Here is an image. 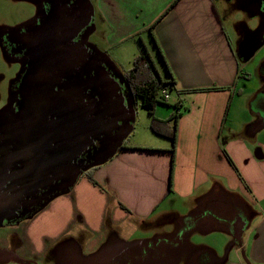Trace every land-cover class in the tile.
Instances as JSON below:
<instances>
[{
  "label": "crops",
  "instance_id": "1",
  "mask_svg": "<svg viewBox=\"0 0 264 264\" xmlns=\"http://www.w3.org/2000/svg\"><path fill=\"white\" fill-rule=\"evenodd\" d=\"M92 2L93 35L103 29L105 49L93 45L104 57L109 52L114 56L118 53L115 58L109 56L115 64L140 55L137 35L156 62L148 31L155 25L156 40L179 93L174 113L179 120L173 171L172 141L153 132L149 142H133L129 139L133 125L123 141L127 148L116 151L93 173L106 191L94 186L85 174L80 175L69 191L50 199L33 219L32 224L41 220L42 239H25L29 230L23 239L0 238V264H69L65 260L81 264L76 261L81 259L80 253L87 259L99 257L111 240V230L127 221L139 227L161 219L191 220L197 225L200 216L191 215L200 212L204 216L202 207L211 203L215 204V216L224 222L222 232L234 236L240 227L241 239H245L241 250L248 261L264 264L263 82L257 78V91L249 95L240 92L241 99L235 103L240 78L254 79L249 66H253L256 53L248 60L242 58L214 0H178L167 14L176 0ZM124 50L132 57L125 60L119 54ZM157 110V120L165 123L169 116L164 118ZM174 124L160 128L171 131ZM224 197L239 208L243 203L248 216L237 213L226 217ZM71 233L75 239H68ZM118 257L108 259V264Z\"/></svg>",
  "mask_w": 264,
  "mask_h": 264
},
{
  "label": "flooded vegetation",
  "instance_id": "2",
  "mask_svg": "<svg viewBox=\"0 0 264 264\" xmlns=\"http://www.w3.org/2000/svg\"><path fill=\"white\" fill-rule=\"evenodd\" d=\"M23 1L36 13L0 38L21 67L0 109V227L33 217L92 161L120 150L134 125L120 79L90 41L92 0ZM248 1L264 26V0ZM258 30L244 34L242 58L263 45ZM258 72L264 98V59Z\"/></svg>",
  "mask_w": 264,
  "mask_h": 264
},
{
  "label": "rangeland",
  "instance_id": "3",
  "mask_svg": "<svg viewBox=\"0 0 264 264\" xmlns=\"http://www.w3.org/2000/svg\"><path fill=\"white\" fill-rule=\"evenodd\" d=\"M214 1L229 37L235 49L239 51L243 38H245L244 34L248 31L250 34L255 33L261 28V15L243 9L240 0ZM36 11L37 6L32 1L0 0V38L6 29L24 24ZM103 38L104 32L100 27L98 32L91 36L90 41L92 44L98 45L101 49H105ZM262 41L264 42V35ZM152 50L158 68L165 78V71L162 68L157 50L154 49L153 45ZM112 54V52H109V56L115 58L118 53H115V56ZM119 54H123L126 60V56L130 57L132 53L124 50ZM109 56L106 57L111 65L112 71L120 79L122 88L126 94V103L128 106L130 105V113L134 117V130L129 136V139L133 142H149L152 136H154L150 127L152 117L142 107L141 100L134 98L129 90L126 79L127 73L133 68L132 61L134 60L133 58L129 59L130 61L127 59L126 62H123L124 64L120 65L111 62L113 58ZM263 59L264 43L255 54L253 66H249L250 71L253 72L254 79L250 76L240 78L237 85L235 103L241 99L239 96L240 92L249 95L257 91V78L261 81L258 69ZM241 61H243L242 58ZM256 67L258 68L255 71ZM20 68L18 63H13L9 60L8 55L0 44V109L10 102V86L20 72ZM167 91L171 96L169 104H160L157 106L158 115L165 116L164 118H167V116L170 118L178 111L176 108L177 92L171 88H168ZM100 161V159L92 161V164L86 169V172L96 167ZM82 178L87 180L85 176H82ZM222 200L224 202V206H222L223 211L229 214L226 217L229 218L231 216L233 218L237 213H241L243 217L248 216V210L246 209L247 212L245 211L243 203L239 208L229 197H224ZM214 205L211 203L206 207H202V212L205 211L204 216H201L199 214L200 212L191 215L192 217L190 218L200 216L197 225L191 220H185L186 222H184V220L161 219L153 220L139 227L136 223L127 221L119 229L115 228L111 230V234L109 233L110 236L108 237L111 240L100 253L99 257L84 258L86 256L81 254V250L77 248L81 259L77 258L76 261L81 264H108V259L119 254V259H112V264H250L245 251L241 250L234 236L227 231L222 232L224 230V226H222L224 222L221 223L223 220L215 216L216 213L212 209ZM40 211L39 213H41ZM232 211L234 212L232 213ZM36 214L38 215V213ZM36 214L30 219L24 220L21 224L0 227V238L23 239L25 231L29 230V234H25V239H42L41 220L32 224L33 219L37 216ZM42 218L44 220V217ZM231 223L233 225H230V227L234 229V222ZM59 229H62V227L59 226ZM72 235L73 233L70 234L71 237L68 239H75ZM244 240L242 239V242ZM49 257L51 261L53 253H50ZM105 257L107 258L106 262H104ZM65 261L69 264L72 262L70 260Z\"/></svg>",
  "mask_w": 264,
  "mask_h": 264
},
{
  "label": "trees",
  "instance_id": "4",
  "mask_svg": "<svg viewBox=\"0 0 264 264\" xmlns=\"http://www.w3.org/2000/svg\"><path fill=\"white\" fill-rule=\"evenodd\" d=\"M178 0L174 4L171 5L170 9L165 13L167 14L169 10H171ZM163 15V17L165 16ZM162 17V18H163ZM161 20V19H160ZM159 22V21H158ZM154 28L155 25L151 26L148 31L150 32V37L152 41V45L157 50V53L159 55L162 68L165 71V78L162 76L158 66L156 65V62L151 57L150 53L148 52L145 45L142 43V40L140 39V35H137L135 38L138 40V44L142 50L140 55H138L134 61H133V68L127 73L126 79L127 84L129 87L130 92L133 94L135 99L141 100L142 107L151 115V130L158 135L164 136L169 138L172 141L171 149L169 150L172 154V171L175 165V153H176V137H177V127H178V120L179 115L174 114L172 115L165 123L160 122L156 118V109L157 106L160 104H169V100L163 96V91H167L168 88H171L172 90H176V82L174 80V77L171 73V70L168 66L167 60L156 40L155 34H154ZM219 89V88H215ZM178 93V92H177ZM179 95V93H178ZM176 108L178 109V105H176ZM175 122L174 128L169 130H162L160 128V125L168 124L169 122ZM127 147L123 146L120 150H125ZM133 149L136 150H142L141 147H134ZM231 163L232 160H230ZM234 165V164H233ZM98 166L92 168L90 171L86 172L85 175L88 177L90 182L101 189L102 191H106L105 188H103L94 178L93 173L97 169ZM171 187V184H170ZM171 191V188H170ZM121 208L128 211L129 210L122 204L119 203Z\"/></svg>",
  "mask_w": 264,
  "mask_h": 264
},
{
  "label": "water",
  "instance_id": "5",
  "mask_svg": "<svg viewBox=\"0 0 264 264\" xmlns=\"http://www.w3.org/2000/svg\"><path fill=\"white\" fill-rule=\"evenodd\" d=\"M241 4H242V8H243V9H246V10H248V11H252V9L255 8V5H254L253 3H251L250 1H248V0L243 1ZM263 31H264V26H261V28H260V29L258 30V32H257V37H258V33L261 34ZM257 37H256V38H257ZM248 45H249V42H248L247 46H248ZM257 49H258V45H254V46H252V47L248 50L247 54H246V55H243V58L246 59V60L250 59V58L254 55V53H255V51H256ZM241 50H242V46H241ZM126 133H127V132H126ZM125 135H127V134H125ZM125 135H124V136H125ZM50 150H52V148H51ZM114 153H115V152H113L112 155H114ZM112 155H110V156H109L108 158H106V159H103V160L100 159L101 161H100L99 164H101L102 162L108 160L110 157H112ZM99 164H98V165H99ZM77 178H78V177H77ZM77 178L75 179V181H74L71 185H69L68 187H65L63 190H61L60 192L56 193L54 196L59 195V194H63V193H66L67 191H69L70 188L75 184ZM54 196H53V197H54ZM53 197H52V198H53ZM52 198H51V199H52ZM49 201H50V200H49ZM2 214H3V211L0 210V217H1ZM234 238L238 241L240 247H242V239H241V238H242V230H241L240 227H237V228H236Z\"/></svg>",
  "mask_w": 264,
  "mask_h": 264
},
{
  "label": "built area",
  "instance_id": "6",
  "mask_svg": "<svg viewBox=\"0 0 264 264\" xmlns=\"http://www.w3.org/2000/svg\"><path fill=\"white\" fill-rule=\"evenodd\" d=\"M163 96H165L168 100L171 99L170 94L168 93V91H163Z\"/></svg>",
  "mask_w": 264,
  "mask_h": 264
}]
</instances>
